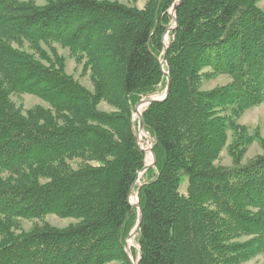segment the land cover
Instances as JSON below:
<instances>
[{
    "label": "trees",
    "instance_id": "16d2710c",
    "mask_svg": "<svg viewBox=\"0 0 264 264\" xmlns=\"http://www.w3.org/2000/svg\"><path fill=\"white\" fill-rule=\"evenodd\" d=\"M175 1L147 0L138 10L105 0H0V264H130L124 242L137 211L128 195L145 166L133 110L165 89L161 38ZM260 1L174 8L170 93L142 114L156 163L136 188L138 264H246L264 255V143L237 123L264 105ZM54 44L83 62L91 91L64 73ZM218 76L230 82L202 90ZM13 95L48 108L23 113ZM228 133L232 167L224 168ZM255 142L262 154L242 165ZM50 215L76 222L20 230V221Z\"/></svg>",
    "mask_w": 264,
    "mask_h": 264
},
{
    "label": "rangeland",
    "instance_id": "374dc122",
    "mask_svg": "<svg viewBox=\"0 0 264 264\" xmlns=\"http://www.w3.org/2000/svg\"><path fill=\"white\" fill-rule=\"evenodd\" d=\"M21 1H30L34 3L36 6H44L45 5V0H21ZM97 1H104V0H97ZM105 1H116L121 4L134 7L138 10L143 9L144 5L146 4L147 0H105ZM257 7L264 12V0L260 1L257 3ZM172 9V8H171ZM170 9V10H171ZM169 10V11H170ZM169 11H168V16H169ZM170 17V16H169ZM171 19V18H170ZM174 27L173 20L171 19V24L168 29H171ZM167 29V30H168ZM166 30V31H167ZM172 32H169L166 37L168 40L167 43L169 44V37ZM53 47L57 51L58 55L62 57L65 61V69L64 73L67 76H71L75 80H77L82 86H84L86 89L89 91L92 90V86L89 80V75L87 72L83 71V62L78 63L75 61L73 57H71L70 52L67 49H62L59 45L54 44ZM23 50H27V47L24 46ZM163 55V53H162ZM165 68V67H164ZM205 73L209 72V70H205ZM230 80L227 77L224 76H218L214 78H209V79H204L202 81V90L203 91H210L216 87H222L226 86ZM163 93V92H162ZM161 93V94H162ZM159 94V95H161ZM13 103L16 105V107L20 108L23 113L26 111L33 109L35 107H43L45 109L48 108V106L41 101L39 98H36L35 96L31 95H13L11 97ZM98 110L102 112H111L112 109L108 107L107 105L101 103L98 106ZM133 121H136V116L133 113ZM237 123L240 126H244L247 129H249L250 133L251 132H258V135L260 139L264 143V105L257 106V107H252L248 110H246L242 116L238 119ZM231 143V134L228 133L227 137V142L226 146L222 150L220 154V159L218 161V165H221L224 168H230L232 167V161L228 155L226 147ZM140 145L142 149H147L149 146V137L146 134L141 135V140H140ZM262 154L261 147L258 143H253L248 151L246 152L241 164L247 163L249 160L254 158L256 155ZM150 162V157L147 153H145V164H148ZM144 179L143 176L140 177L139 183L136 185L134 192L136 191V188L140 186L143 183ZM187 179L184 178L182 180V183L180 184L179 192L183 195L187 193ZM138 190V189H137ZM76 221L73 219H60L56 216L50 215L42 220H30V221H20V230L24 233L30 232L36 227H41L43 225H49L58 229H63L66 228L72 224H74ZM132 249H135L136 251L138 250L137 246L134 244V241H131V246ZM246 264H264V255L258 256L255 259L249 261Z\"/></svg>",
    "mask_w": 264,
    "mask_h": 264
},
{
    "label": "water",
    "instance_id": "95a60500",
    "mask_svg": "<svg viewBox=\"0 0 264 264\" xmlns=\"http://www.w3.org/2000/svg\"><path fill=\"white\" fill-rule=\"evenodd\" d=\"M181 2H182V0H176L173 4L172 9L169 11V16L173 20L174 27L171 29H168L161 38V44L163 47V55H162V60L159 63V66H160L161 72L164 74V76L166 78L165 89L161 95L152 96V97L140 100L135 105L134 110H133L134 115L136 116V120H137V129H136V133L134 136V142L142 152L147 153L149 155L150 162L148 164H145L143 169L137 174L136 180L133 183V185L130 189L129 195H128L129 205L131 207H134L137 211L136 225H135L134 229L130 232V234L127 236V238L125 239V242H124V252H125L126 257H127L130 264H138V261H139V260L134 261V259L132 257L130 242L133 241L134 238L136 237V235L138 234V232L140 230L141 221H142V211H141L139 203H138V190H136L134 192V189H135L136 185L139 183L140 177L143 176V174L148 169L154 168L155 163H156L155 154L153 152V140L151 138H149V146L147 149H142L141 145H140L141 135L145 134V131L143 128V123H142V114H143L144 110L147 107H149L151 104L165 101L167 99L169 93H170V78H169L168 74L164 71V67L166 65V54H167V50H168V43H165V37L169 32H173L177 27V21H176L174 8L178 5H180Z\"/></svg>",
    "mask_w": 264,
    "mask_h": 264
},
{
    "label": "bare ground",
    "instance_id": "6f19581e",
    "mask_svg": "<svg viewBox=\"0 0 264 264\" xmlns=\"http://www.w3.org/2000/svg\"><path fill=\"white\" fill-rule=\"evenodd\" d=\"M167 41H168V40L166 39L165 43H167ZM130 246H131V242H130ZM131 250H132V248H131ZM131 252H132V251H131ZM133 259H134V258H133ZM134 261H136V260L134 259Z\"/></svg>",
    "mask_w": 264,
    "mask_h": 264
}]
</instances>
